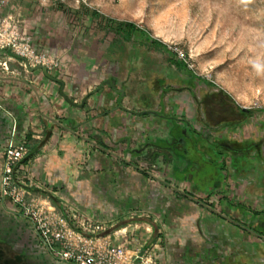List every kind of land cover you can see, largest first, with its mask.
<instances>
[{"label": "rangeland", "instance_id": "rangeland-1", "mask_svg": "<svg viewBox=\"0 0 264 264\" xmlns=\"http://www.w3.org/2000/svg\"><path fill=\"white\" fill-rule=\"evenodd\" d=\"M38 4L37 14L24 24L34 33L35 51L58 62L49 75L71 106L66 117L57 116L60 121L170 186L189 182L190 191L204 198L206 157L200 153V139L211 132H226L227 123L236 118L247 121L252 116L232 106L219 86L220 72L243 81L250 103L264 104V0H44ZM37 24L51 26L62 38L58 49L39 45L46 32L36 30ZM178 62L186 67L180 68ZM8 75L0 70V76ZM82 85L109 88L106 101L115 105L102 108L103 97L94 91L83 99L77 97L74 91ZM93 98L96 103L90 106ZM123 118L128 119L126 125ZM210 119L226 126L210 132ZM219 165L224 166V161L218 163L221 169ZM219 169L213 171V178ZM215 201L219 209L218 198ZM11 208L2 209L4 217H13ZM259 209L258 214H264V205ZM11 260L0 250V264Z\"/></svg>", "mask_w": 264, "mask_h": 264}, {"label": "crops", "instance_id": "crops-1", "mask_svg": "<svg viewBox=\"0 0 264 264\" xmlns=\"http://www.w3.org/2000/svg\"><path fill=\"white\" fill-rule=\"evenodd\" d=\"M43 1L10 0L6 12L13 11L29 23L39 10L38 3ZM36 26V30L42 28L46 32L39 38L40 46L51 50L61 46L62 38L51 26ZM105 40L109 45V38ZM0 61L8 62L12 72L0 76V158L13 134L17 141L28 144L31 152L22 162L21 172L34 185L35 195L46 196L38 187L57 191L96 218L113 219L135 211L147 213L158 220L157 228L162 229V264H264V214H258L259 206L264 205V104L250 103L243 81L237 77L228 79L223 71L218 76L219 86L230 96L232 106L252 116L247 121L240 117L227 123L224 133L211 132L226 124L210 119L207 129L211 133L200 139V153L206 157L202 198L190 191L189 182L170 186L97 146L82 132L71 131L66 126L69 122L63 120L64 124L57 117L61 113L66 117L71 110L60 95L59 85L40 69L22 67L8 52H0ZM92 91L103 97L102 108L115 105L106 101L110 93L107 87L100 90L82 85L74 92L83 99ZM68 92L65 88L64 93ZM94 98L90 106L96 103ZM127 121L122 119L124 125ZM221 160L225 165H219V169ZM216 168L219 175L213 178ZM4 207L12 205L0 200V219ZM10 210L14 216L13 207ZM11 233L16 235L14 230ZM157 235L155 231L154 236ZM32 237V243L25 242L21 249L29 264H65L49 256L34 233Z\"/></svg>", "mask_w": 264, "mask_h": 264}, {"label": "built area", "instance_id": "built-area-1", "mask_svg": "<svg viewBox=\"0 0 264 264\" xmlns=\"http://www.w3.org/2000/svg\"><path fill=\"white\" fill-rule=\"evenodd\" d=\"M9 4L10 0H0V52H8L24 68L51 73L58 66L56 58L35 51L33 35L24 21L15 12H6ZM0 70L12 73L8 62L0 61ZM30 152L28 144L13 134L0 158V200L28 221L49 256L65 264H162V229L157 228V219L138 211L113 219L96 218L57 191L36 187L46 196L35 195L34 185L21 172Z\"/></svg>", "mask_w": 264, "mask_h": 264}, {"label": "flooded vegetation", "instance_id": "flooded-vegetation-1", "mask_svg": "<svg viewBox=\"0 0 264 264\" xmlns=\"http://www.w3.org/2000/svg\"><path fill=\"white\" fill-rule=\"evenodd\" d=\"M247 113L249 112H246V114ZM0 223V226L2 227L0 228L1 252L9 257L10 260L11 257H13L11 264H29V260L23 256L21 250L22 245L25 244V242L29 241L32 243L33 241V231L28 221L22 218L20 219L19 216L15 214L12 218H6L3 216V218L0 219ZM11 230L16 231V235L13 236Z\"/></svg>", "mask_w": 264, "mask_h": 264}, {"label": "water", "instance_id": "water-1", "mask_svg": "<svg viewBox=\"0 0 264 264\" xmlns=\"http://www.w3.org/2000/svg\"><path fill=\"white\" fill-rule=\"evenodd\" d=\"M42 71H43V73L49 78V79H52V77L51 76H49V74L47 73V71L45 70V69H42ZM52 80H54V81H56L55 79H52ZM244 111H246V110H244ZM185 196H187L189 199H191L192 201H194V202H196L197 204H199V205H202L201 203H199L197 200H195L194 198H192L191 196H188V195H186V194H184ZM209 210H211V211H213L212 209H210V208H208ZM215 212V211H214Z\"/></svg>", "mask_w": 264, "mask_h": 264}, {"label": "trees", "instance_id": "trees-1", "mask_svg": "<svg viewBox=\"0 0 264 264\" xmlns=\"http://www.w3.org/2000/svg\"><path fill=\"white\" fill-rule=\"evenodd\" d=\"M133 27V26H132ZM157 44L160 46V47H162V48H165L166 46L164 45V44H162L161 42H157ZM180 68H185L186 66H185V64L183 63V62H178V64H177ZM229 99H231L230 98V96H227ZM235 106H236V104H235ZM237 107V106H236ZM30 141V140H29ZM53 203H55V201L53 200Z\"/></svg>", "mask_w": 264, "mask_h": 264}, {"label": "bare ground", "instance_id": "bare-ground-1", "mask_svg": "<svg viewBox=\"0 0 264 264\" xmlns=\"http://www.w3.org/2000/svg\"><path fill=\"white\" fill-rule=\"evenodd\" d=\"M129 18H131V19H133V20H138V16H136V15H130V16H128ZM158 33V32H157ZM158 35H159V37L161 38V39H163V40H165L166 39V36H164L163 34H159L158 33Z\"/></svg>", "mask_w": 264, "mask_h": 264}]
</instances>
